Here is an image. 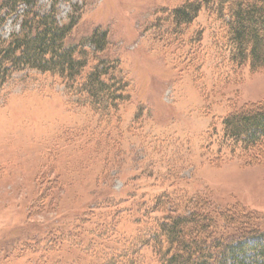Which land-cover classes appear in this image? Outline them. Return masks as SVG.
<instances>
[{
  "label": "rangeland",
  "instance_id": "374dc122",
  "mask_svg": "<svg viewBox=\"0 0 264 264\" xmlns=\"http://www.w3.org/2000/svg\"><path fill=\"white\" fill-rule=\"evenodd\" d=\"M182 1L58 0L57 21H75L67 42L88 52L83 75L103 60L129 101L104 116L74 94L80 79L30 68L0 88V264H99L138 234L139 262L161 264L145 240L165 211L228 216L217 218L224 237L249 216L264 231V158L243 155L222 126L231 109L264 99V71L229 61L221 21L205 8L183 43L170 42L168 11ZM3 2L0 36L9 39L25 6L10 14ZM96 31L106 34L100 52L89 42ZM161 196L169 203L157 211ZM58 229L75 230V246L46 254Z\"/></svg>",
  "mask_w": 264,
  "mask_h": 264
},
{
  "label": "trees",
  "instance_id": "16d2710c",
  "mask_svg": "<svg viewBox=\"0 0 264 264\" xmlns=\"http://www.w3.org/2000/svg\"><path fill=\"white\" fill-rule=\"evenodd\" d=\"M57 4L58 0H52L50 10L40 14L35 8L37 0H4L3 8L10 14L20 5L25 8L19 31L12 33L9 39L0 36V88L13 73L25 68L57 75L73 82L72 85L80 79L72 86L74 94L85 96L81 101L93 111L110 116L119 105L129 101L128 85L111 74L113 67L99 58L83 75L88 52L67 42L75 21L61 25L56 19ZM202 8L210 10L221 21L222 38L226 37L230 49L229 61L237 66L247 64L251 71H264V0H183L168 11L170 42L183 43L182 34ZM2 19L0 17V24ZM89 42L94 51L100 52L104 49L106 34L96 31L89 37ZM190 42L199 45L200 36ZM222 126L223 135L240 144L243 155L250 153L264 158V99L231 109L222 118ZM166 203H169L168 199L161 196L153 208L158 211ZM162 214L160 220H156L153 235L145 240L151 245V251L159 255L161 264H264V231L256 225L250 226V216L238 223L234 219L230 221L234 231L224 237L217 227V218L225 220L228 216L216 217L201 210H194L189 215H180L176 211ZM97 230L95 236L102 241L108 229L104 226ZM139 235L131 242L125 241L130 246L108 248L109 251L98 256L103 258L99 264H142L135 256L139 251L135 245ZM76 236L75 230L58 229L46 236L42 250L46 254L55 252L57 244L62 246L64 242L72 248Z\"/></svg>",
  "mask_w": 264,
  "mask_h": 264
}]
</instances>
